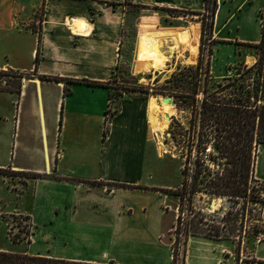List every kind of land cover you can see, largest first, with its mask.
I'll return each instance as SVG.
<instances>
[{
    "label": "crops",
    "instance_id": "obj_1",
    "mask_svg": "<svg viewBox=\"0 0 264 264\" xmlns=\"http://www.w3.org/2000/svg\"><path fill=\"white\" fill-rule=\"evenodd\" d=\"M137 7L145 13L137 16ZM263 9L264 0H218L214 77L225 75L237 44L261 41ZM166 10L201 13L205 0H0V70L31 76L20 92L0 91V170L41 176L28 182L20 198L6 192L13 189L9 181L0 180V216L9 199L11 213L30 218L34 238L27 254L173 264L162 235L178 213L164 190L176 185L155 174L167 158L155 155L152 133L158 139V126L150 119V98L127 95L109 115L110 89L90 85L114 80L139 30L136 21L153 22L150 32L167 22ZM148 35L141 41L140 74L132 73L141 80L162 40H178L172 32ZM255 177L264 182V144ZM5 232L0 224V251L19 252ZM35 244L40 249L32 252ZM185 252L184 264H227L236 245L197 236ZM241 264H264V239Z\"/></svg>",
    "mask_w": 264,
    "mask_h": 264
},
{
    "label": "trees",
    "instance_id": "obj_2",
    "mask_svg": "<svg viewBox=\"0 0 264 264\" xmlns=\"http://www.w3.org/2000/svg\"><path fill=\"white\" fill-rule=\"evenodd\" d=\"M217 9L218 0H205V10L199 13L204 18L201 21L202 37L198 64L180 66L179 71L173 73L154 92L157 95L173 96L175 106L181 111L188 110L192 117L191 129L185 134L181 130L177 131L174 125L170 128L174 137L189 135V145L186 148L187 163L182 170L181 185L174 190H164L180 199L179 215L175 223L176 240L182 236L185 244L191 236H202L215 241L230 240L236 243V252L239 255L246 239L264 233V191L261 182L255 177L258 148L264 144V23L258 44H237L256 48L257 61L251 65L246 64V61H239L228 66L223 77L216 78L211 73V60L216 44L213 32ZM166 12L174 16L179 11ZM206 19H209L208 27ZM206 34L210 43L206 48L208 58L204 62ZM118 73L109 83H90L110 89L111 106L115 107V110L111 111L112 115L120 110L130 93L151 92L149 89L133 87L124 88L121 94L114 95L113 83ZM7 77L15 80H3ZM25 77L31 76L13 70H0V91L20 92ZM40 78L49 79L43 76ZM4 82L6 86H3ZM209 146L212 152L208 163L202 155ZM193 152L195 158H192ZM14 175L31 179L41 177L19 172ZM198 195L201 196L198 198ZM220 197L227 198L228 212L223 214L222 220L218 222L214 216L208 218L206 213L211 210L213 200ZM199 200L202 201V206L198 204ZM218 210L216 209L215 214ZM257 211L256 219H252V214ZM27 220L30 218L27 217ZM13 243H17V238H14ZM176 263L174 255L173 264ZM0 264L100 263L32 256L26 252L0 251Z\"/></svg>",
    "mask_w": 264,
    "mask_h": 264
},
{
    "label": "rangeland",
    "instance_id": "obj_3",
    "mask_svg": "<svg viewBox=\"0 0 264 264\" xmlns=\"http://www.w3.org/2000/svg\"><path fill=\"white\" fill-rule=\"evenodd\" d=\"M137 16L141 15V13H145L146 9L144 7H137ZM43 13V8L41 7L38 13V16H41ZM167 13V12H166ZM169 14V13H167ZM172 14V13H171ZM187 15V17H186ZM170 16V14H169ZM180 17L177 19L176 17ZM204 17L199 15L197 12L192 11H182L174 14V16H170L167 18V22L162 24L159 28H154L149 32V27H154L155 25L148 19H142L140 22L139 20L135 23V29H139L136 31L131 37V44L129 46V52L126 55L120 72L118 73V77L113 83L112 93L121 94L122 89H129L133 87L143 88L144 90L149 89L151 90L150 93L145 92H136L130 93L131 95H137L144 98H150V104L157 103L160 105H164L167 108V112L169 116L172 118L171 121H164V127L162 129L156 128L157 130V137L153 136V144L155 148V155L162 159L167 158L165 161L166 165L159 167L158 171L155 172L156 177L160 180H168L169 183L176 185V189L181 185L182 182V170L187 163V145L189 142V135L185 136H178L174 137L172 132L170 131L171 125H174L177 131L183 132L184 134L191 129L192 117L188 110H179L176 106H173L171 103H164V98L170 95L164 94H156L154 90L160 87L162 84L165 83L167 79L171 77V75L175 72H178L181 67H189V66H196L198 64L200 58V46H201V37H202V19ZM262 21L264 23V12L262 13ZM139 22V23H138ZM206 27H208L209 19L205 20ZM199 29V34L197 31ZM153 33V35H148L149 33ZM176 35L178 38L177 44L172 42L171 39L164 38L162 40L163 44V60L158 64L157 68L150 69L146 71L143 75H141L144 80H141V77H133L132 73L134 70L135 75H139L138 72V63L140 61V47L142 37L144 35H148L150 37H156L158 34H165L170 33ZM198 36V42L196 44ZM167 37V36H165ZM208 34H206L205 38V52L203 56L204 62H206L208 56L207 47L210 43L208 39ZM165 40H169L165 42ZM172 46L174 49H172ZM229 53V51H228ZM238 53L240 55H238ZM231 59L228 60V66L234 65L239 61H246V64H254L257 61V49L251 47H245L241 45H236L234 50H231L230 53ZM213 57V56H212ZM196 60V63L194 61ZM231 61V63H229ZM135 64V66H134ZM225 68V73L228 68ZM224 73V74H225ZM3 80H15L14 78H3ZM3 86H6V83H3ZM173 97V96H171ZM163 99V100H162ZM173 99H175L173 97ZM115 107L113 106V109ZM198 123V122H197ZM198 125V124H197ZM158 126V125H157ZM182 133V134H183ZM161 140L162 145L161 147L157 144V142ZM159 148L162 150L160 151ZM208 153V151H207ZM192 158H195V153H192ZM0 180L1 181H9V187L13 188L12 190L6 189V192L9 195L16 196L20 198V194L24 192V189L28 185V182L31 178L26 176L14 175L9 170H0ZM261 182V181H260ZM262 190L264 191V183L261 182ZM174 190V189H173ZM264 194V192H263ZM171 195V194H170ZM173 197V207L179 209L180 199L176 195H172ZM201 195H198L199 198ZM209 198V197H207ZM7 203L5 205L6 211L0 216V224L2 228L6 231V242L13 243L14 238H17L16 247L13 246V249L19 252L28 251L31 248V243L33 242V232H32V225L30 220H27V216H22L20 214L11 213L12 211V204H9L11 201L8 199L6 200ZM10 201V202H9ZM198 204L202 206V201L199 200ZM213 206L211 210H209L206 215L214 216V218L220 222L222 220L223 214L228 212V200L227 198H216L213 200ZM220 206V207H219ZM260 207L257 206V208ZM216 209L218 213L215 214ZM4 211V208L2 209ZM1 210V211H2ZM0 211V212H1ZM258 215V211L252 214V219H256ZM178 216V213H177ZM177 216L175 219V223L177 222ZM175 223L167 228L162 235V241L169 245L170 252L174 258L176 256V264H184L185 260V251L188 241L191 237H189L187 243H184V237L176 240L177 236L175 233ZM202 237V236H198ZM264 239V233H261L258 237H250L246 239L242 245L239 255L236 253H228V263L227 264H241L245 259L250 256V250L254 243ZM230 241V240H228ZM236 245V243H235ZM36 249H40V246L35 244L32 252H35Z\"/></svg>",
    "mask_w": 264,
    "mask_h": 264
},
{
    "label": "bare ground",
    "instance_id": "obj_4",
    "mask_svg": "<svg viewBox=\"0 0 264 264\" xmlns=\"http://www.w3.org/2000/svg\"><path fill=\"white\" fill-rule=\"evenodd\" d=\"M172 49H174V47L172 46ZM163 47L162 45H159L154 57H153V64L147 68V71H149L151 68H157L158 64L163 60ZM163 100V99H162ZM161 104V103H160ZM157 103H152L150 105V119L151 121H153L154 123H157L158 128L162 129L164 126V121H166V116H169V113L167 112V108L164 105H160ZM159 145H162V141L159 140Z\"/></svg>",
    "mask_w": 264,
    "mask_h": 264
},
{
    "label": "built area",
    "instance_id": "obj_5",
    "mask_svg": "<svg viewBox=\"0 0 264 264\" xmlns=\"http://www.w3.org/2000/svg\"><path fill=\"white\" fill-rule=\"evenodd\" d=\"M264 10V9H263ZM262 10V11H263ZM261 18H262V12H261ZM262 25H263V21H262ZM6 71H8V70H6ZM201 97H202V95H201ZM115 109H113V106H111V102H110V111H114ZM109 115H111V112H110V114ZM207 151H208V153H207ZM211 152H212V148H211V146H209V148L206 150V152H205V154H203L202 156L204 157V159L209 163L210 162V160H209V156H210V154H211ZM194 153V152H193ZM213 206V205H212ZM220 207V206H219ZM177 211H178V215H179V209L177 208ZM177 218H178V216H177Z\"/></svg>",
    "mask_w": 264,
    "mask_h": 264
},
{
    "label": "water",
    "instance_id": "obj_6",
    "mask_svg": "<svg viewBox=\"0 0 264 264\" xmlns=\"http://www.w3.org/2000/svg\"><path fill=\"white\" fill-rule=\"evenodd\" d=\"M164 103H171L173 106H175L174 99H173V97H171V96H166V97L164 98ZM166 119H167L168 121H171V120H172V118H171L170 116H166Z\"/></svg>",
    "mask_w": 264,
    "mask_h": 264
}]
</instances>
